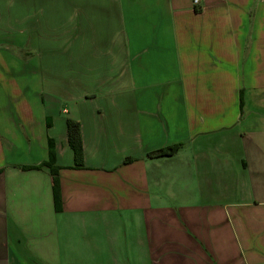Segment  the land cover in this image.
I'll return each instance as SVG.
<instances>
[{
    "label": "crops",
    "instance_id": "1",
    "mask_svg": "<svg viewBox=\"0 0 264 264\" xmlns=\"http://www.w3.org/2000/svg\"><path fill=\"white\" fill-rule=\"evenodd\" d=\"M0 264H264V0H0Z\"/></svg>",
    "mask_w": 264,
    "mask_h": 264
},
{
    "label": "trees",
    "instance_id": "2",
    "mask_svg": "<svg viewBox=\"0 0 264 264\" xmlns=\"http://www.w3.org/2000/svg\"><path fill=\"white\" fill-rule=\"evenodd\" d=\"M197 10L199 9L197 8ZM240 104H241L240 107H241V117H242L243 115L242 98H241ZM67 134H68V143L74 152L75 166L81 167L84 165V146H83V137H82V131H81V123L75 119L68 118L67 119ZM180 146L181 144H176V145L168 146L162 149H158L156 151L150 152L149 156H152V157L172 156L179 150ZM55 162H56V143H55L54 138L49 137V160L41 165L27 166V168L35 169V168H41L43 166L48 165L54 171L55 166H56ZM56 176L57 174L55 173V186H56ZM60 200L61 199L58 198L57 193L55 191L56 205H58V202H60Z\"/></svg>",
    "mask_w": 264,
    "mask_h": 264
},
{
    "label": "built area",
    "instance_id": "3",
    "mask_svg": "<svg viewBox=\"0 0 264 264\" xmlns=\"http://www.w3.org/2000/svg\"><path fill=\"white\" fill-rule=\"evenodd\" d=\"M196 4H198L199 3V0H193Z\"/></svg>",
    "mask_w": 264,
    "mask_h": 264
}]
</instances>
